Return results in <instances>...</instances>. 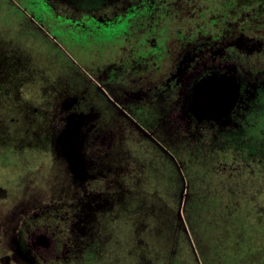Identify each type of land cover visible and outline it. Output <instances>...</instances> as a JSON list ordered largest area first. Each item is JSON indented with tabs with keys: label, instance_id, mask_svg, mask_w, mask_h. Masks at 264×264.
<instances>
[{
	"label": "flooded vegetation",
	"instance_id": "1",
	"mask_svg": "<svg viewBox=\"0 0 264 264\" xmlns=\"http://www.w3.org/2000/svg\"><path fill=\"white\" fill-rule=\"evenodd\" d=\"M31 1L39 20L33 23L34 33L29 26H24L29 36L10 33L6 24H0V57L6 62L0 60V106L5 102L15 113L18 104H24L31 114H42V131L23 140L43 147L45 140L52 143V138L54 143L72 113L94 114V122H88L79 132L83 134L66 149L65 157L80 165L78 174L83 180L74 182L76 186L94 183V178H105L106 172L114 171L115 158H124L128 151L124 138L129 135L131 142L153 147L154 154L171 166L169 182L177 178L187 184L191 181L193 187L194 180L202 177L193 166H201L204 177L211 180L203 187V197L213 186L222 199L226 194L218 191L219 186L231 184L241 198H246L248 186L264 192V0ZM60 37L76 47V57L67 51L60 54L71 68L64 66L53 77L59 67L46 66L37 51L44 65L42 73L51 80L43 74V80L50 82L42 88L43 96L31 97L26 104L25 97L18 96L19 85L35 82V75L42 74L29 63L36 50L24 38L58 46ZM52 60L59 63L56 55L52 54ZM60 73L81 76L92 88L78 90L68 80L58 88ZM11 128L12 136H0V152L10 149L8 141L17 146L19 127ZM179 139L181 145L187 144L182 151ZM56 150L52 148L51 155L58 157L61 153ZM235 150L237 157L230 158ZM216 152L222 157L210 167L206 160ZM63 155L58 159L65 160ZM48 161L52 169L58 164L53 158ZM252 178L255 182L250 184ZM144 181L149 184L150 180ZM72 199L65 194L61 202L54 203L56 208L64 203L71 206ZM249 202L237 206L242 214L240 224H264V207L251 213ZM119 203L122 213L130 212L123 200ZM247 215H253L254 222L246 223ZM46 237L37 236L34 246L49 245ZM99 247L95 241L88 256H98Z\"/></svg>",
	"mask_w": 264,
	"mask_h": 264
},
{
	"label": "rangeland",
	"instance_id": "2",
	"mask_svg": "<svg viewBox=\"0 0 264 264\" xmlns=\"http://www.w3.org/2000/svg\"><path fill=\"white\" fill-rule=\"evenodd\" d=\"M35 9L31 0H0V24H6L10 33L21 32L29 36L30 32L27 29V33L24 26H29L34 33L33 23H39ZM24 40L36 50L33 51L34 59L29 60V63L35 64L32 65L36 72L42 75L46 73H42L44 65L38 59L41 56L38 52L43 54L41 58L46 66L59 67V71L52 73L53 77L64 66L71 68L70 61L60 54L66 51L75 57L77 54L76 47L64 37L59 38L61 43L56 47L38 39ZM52 54L56 55L58 64L52 62ZM0 60L6 63L3 57ZM42 75H35V82L19 85L18 96L25 97L26 104L31 97L42 95V88L50 83L43 80ZM48 75H45V79L49 81L51 79ZM59 76L62 77L56 81L58 88L66 84V80L78 90L92 88L81 76L68 73H60ZM1 105L0 118L3 126L0 128V136L10 137L11 127L17 125L19 128L14 141L17 146L8 141L10 149L0 152V264H33L31 257H34V264H174L175 260L179 264H198L197 249L203 256H210L207 262L211 264L213 259H209L219 253L220 243L223 247L227 243L232 244L233 250L240 257L245 256V251H250L251 246L243 244L250 230L248 233L244 228L236 230L234 224L242 216L238 204L243 207L250 201L249 205L254 210L251 213L264 207V192H256L259 187L248 186L246 198H241L237 195L238 190L234 184L221 188L218 184V191H225V197L220 199L218 193L213 192V186L207 189L206 196L203 197V187L211 180L204 177L205 171H202L201 166H193L202 173L201 181L195 179L193 187L191 181L187 184L177 178L169 182L171 166L164 158H158L154 154L157 150L144 142L142 144L145 145H140L135 140L131 142L129 135H125L128 151L124 158L119 156L125 162L118 161L120 158L116 157L112 163L114 171L106 172L105 178H94V183H79L82 187L77 191L79 184L76 186L74 182L83 180L78 174L80 165L78 168V164H75L78 161L65 157L66 149L71 141L83 134L79 132L88 122H94V114L86 115L85 111L78 115L72 113L65 118L64 131L54 136V143L52 138V143L45 140L47 144L43 147L42 144L35 145L23 140L35 137L42 131V114H31L28 112L31 108H26L24 104L22 107L18 104L15 113L7 103L3 102ZM12 117H16L17 121L13 122ZM164 132L169 134V131ZM45 135L48 136L49 133ZM181 142L179 147L182 151V146L187 147V144L181 145ZM54 147L61 155L64 154L65 160L58 159L61 156L59 153L58 157L56 154L51 155ZM188 148L192 150L191 146ZM236 152L233 151L230 158L237 157ZM88 154L93 156L92 152ZM220 154L221 152L210 153L206 164L210 167L214 165L222 157ZM182 157L186 160L185 153ZM49 158L58 161L53 169ZM50 172L55 174L54 177ZM129 177H132V183ZM124 178L126 181H123ZM145 178L150 180L149 184L145 183ZM253 181L255 182L252 178L249 183L252 184ZM66 185L70 186L68 192L63 191ZM73 187L74 190L70 192ZM65 194L74 198L69 201L71 206L64 203V206L56 208L57 204L54 202H61ZM121 200L126 208H130V212L120 211ZM206 204L211 206L208 215L202 210ZM247 216L250 220L246 223L256 219L255 214ZM214 222L221 229H210ZM41 234L49 238V245L34 246L33 242ZM253 236L257 235L251 237ZM241 237L244 238L242 247L238 244ZM95 241L100 245L98 256L90 257L88 249L94 246ZM257 249L258 255L263 257L258 264H264V249ZM246 263L250 264L249 261Z\"/></svg>",
	"mask_w": 264,
	"mask_h": 264
},
{
	"label": "trees",
	"instance_id": "3",
	"mask_svg": "<svg viewBox=\"0 0 264 264\" xmlns=\"http://www.w3.org/2000/svg\"><path fill=\"white\" fill-rule=\"evenodd\" d=\"M219 197V196H218ZM211 206L209 205H205L203 206L202 210L206 212V214L210 211ZM208 215V214H207ZM235 224L234 227L236 228V230H243L246 229V232L248 233L249 230V234L252 236L257 235V236H249L246 239V241L243 242L244 238L241 237L238 239L239 241V246L242 245V242L244 245H246L247 243L251 246L250 251H245V256L240 257L238 254H236L235 249L233 250V245L230 243H227L226 245H224L225 247H223V244L220 243L218 247H220L219 253L214 255L213 257H211L209 260H212L211 264H247L246 262L249 261L250 264H258V261L263 260L262 255H258V249L257 247H261L264 249V224H260V225H250V226H246L244 227L242 224H240L239 220H235ZM243 226V227H242ZM210 229H221V226L219 224H212V227ZM255 242H258V244L255 245ZM242 247V246H241ZM256 249V252H255ZM200 250L197 249V257H198V264H208L207 259L210 257L209 255H202L200 254ZM174 264H179L178 260L174 262Z\"/></svg>",
	"mask_w": 264,
	"mask_h": 264
}]
</instances>
